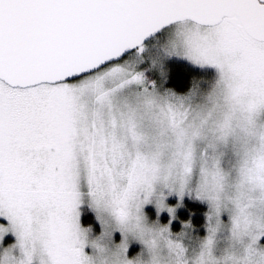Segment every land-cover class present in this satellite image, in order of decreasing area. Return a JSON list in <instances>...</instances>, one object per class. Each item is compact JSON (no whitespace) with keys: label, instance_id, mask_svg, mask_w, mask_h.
<instances>
[{"label":"snow or ice","instance_id":"obj_1","mask_svg":"<svg viewBox=\"0 0 264 264\" xmlns=\"http://www.w3.org/2000/svg\"><path fill=\"white\" fill-rule=\"evenodd\" d=\"M0 264H264V0H0Z\"/></svg>","mask_w":264,"mask_h":264}]
</instances>
